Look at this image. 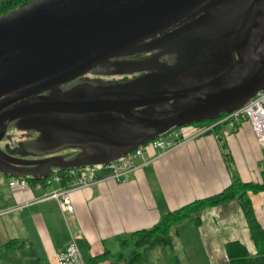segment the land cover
<instances>
[{"label": "water", "instance_id": "95a60500", "mask_svg": "<svg viewBox=\"0 0 264 264\" xmlns=\"http://www.w3.org/2000/svg\"><path fill=\"white\" fill-rule=\"evenodd\" d=\"M142 44V57L128 59ZM199 47L213 75L152 89L170 79L182 52ZM164 55L174 56L170 65ZM102 68L132 78L77 83ZM260 91L264 0H34L0 16V143L15 124L38 132L27 150L80 151L70 161H30L0 149V174L33 178L52 167L108 164L172 130L215 122ZM97 151L106 160L82 164Z\"/></svg>", "mask_w": 264, "mask_h": 264}, {"label": "crops", "instance_id": "0c3cea01", "mask_svg": "<svg viewBox=\"0 0 264 264\" xmlns=\"http://www.w3.org/2000/svg\"><path fill=\"white\" fill-rule=\"evenodd\" d=\"M195 129L187 127L181 132L191 135ZM227 153L232 159L231 168L225 157ZM263 158L264 151L247 123L241 124L236 132L222 126L169 152L147 148L136 160V170L119 181L102 180L109 172L101 171L90 186L72 191V214L63 213L51 200L0 217V247L14 240L25 248L22 264L34 256L38 264H59L58 255L67 248L71 237H75L86 263L105 251L112 254L111 247H119L120 238L150 230L167 214L220 193L231 184L233 174L245 183H261ZM9 179L6 178V187L0 189V210L32 202L45 192L60 188L52 183L43 190L11 189ZM248 195L254 216L264 229V192ZM190 219L192 224L188 222ZM180 225H191L194 230L193 238L185 240L183 245L195 244V252L190 253L194 260L229 264L225 245L235 241L250 254L256 253L238 200L205 208L176 226ZM175 234L179 237L176 230ZM184 248L180 246L182 252Z\"/></svg>", "mask_w": 264, "mask_h": 264}, {"label": "trees", "instance_id": "16d2710c", "mask_svg": "<svg viewBox=\"0 0 264 264\" xmlns=\"http://www.w3.org/2000/svg\"><path fill=\"white\" fill-rule=\"evenodd\" d=\"M34 0H0V16L6 15L17 7H21L31 3ZM144 44L138 46L135 49L130 50V56L128 59L137 60L142 55H139L137 52ZM202 48H197L190 53L183 52L179 56L178 65L176 69L166 71V75L170 74V79H156L154 81V88H168L175 86L181 82H187L194 84L198 82L204 74L205 76H211L215 73L216 66H213L212 59H207L204 55L205 50ZM144 73L134 74L133 76L143 75ZM132 77L122 76L120 80H129ZM214 122H210L208 125L203 124L197 127L213 126ZM222 126L212 127L209 133L218 130ZM92 155L98 156L97 159H84L82 164H89L95 160H106L105 156L101 152H93ZM227 164L231 168L232 159L229 153L225 155ZM261 168V183H245L239 180L237 175L233 174L231 184L225 188L220 193L205 198L197 200L190 204H187L180 208L179 210L173 211L166 216L162 217L159 223L150 230L136 232L131 234L127 238L123 239L121 243L122 248H128V255L125 257L124 254H111L108 251H105L102 255L90 258L85 264H99L104 261H109L112 258L115 262H123L125 264H148V257L156 248H171V232L173 227L178 223L185 220L188 217L198 214L205 208L215 207L228 203L232 200H238L240 202L241 208L247 220L248 229L251 235L252 242L255 246L256 253L250 254L246 247L240 242H229L225 245V252L229 264H264V229L258 224L249 199V193L257 194L264 192V158L260 164ZM79 169V168H78ZM73 170V168H58L55 170L47 171L43 175L35 177L26 176L24 179L29 181L31 185H34L39 182H43L45 179H49L53 175H64L67 171ZM7 177V176H6ZM13 178V177H7ZM198 221V220H197ZM146 249V253L145 250ZM25 248L22 244L17 243L12 240L2 247H0V264H22V253H24ZM32 251H28L30 254ZM35 255V252H34ZM33 257V256H31ZM30 260V261H29ZM27 261V264H38V259L36 256L30 258Z\"/></svg>", "mask_w": 264, "mask_h": 264}, {"label": "built area", "instance_id": "2783aa9c", "mask_svg": "<svg viewBox=\"0 0 264 264\" xmlns=\"http://www.w3.org/2000/svg\"><path fill=\"white\" fill-rule=\"evenodd\" d=\"M243 123L250 125L258 145L264 151V91L258 92L242 108L229 114L221 115V117L216 120L211 127L200 128L194 125L196 129L191 135H184L181 131H178L187 127L172 130L166 135L135 149L131 153L114 162L104 165H96L93 167L69 170L64 175H53L49 179H45L43 182L36 183L33 186L24 178H10L8 187L11 189L27 190L30 187H34L36 190H43L49 187L52 183L58 184L60 188L45 192L40 198L32 202L26 201L23 204L1 209L0 217L12 214L23 208L29 207L34 203L51 200L58 204L63 213L72 214L74 208L70 198L71 192L90 186L94 183L93 179L99 172H109V175L104 176L102 180L119 181L125 174L136 170L137 165L135 162L142 157L145 149L147 148L153 150L158 149L162 151V153L169 152L184 143L208 134L212 127L225 126L231 132H236L239 126ZM58 263L85 264L76 245L75 237H71L67 248L58 255Z\"/></svg>", "mask_w": 264, "mask_h": 264}, {"label": "rangeland", "instance_id": "374dc122", "mask_svg": "<svg viewBox=\"0 0 264 264\" xmlns=\"http://www.w3.org/2000/svg\"><path fill=\"white\" fill-rule=\"evenodd\" d=\"M174 56L173 55H164L161 57V61L165 62L167 64H171L173 62ZM130 75L129 72H123L122 70L118 71H112L111 68H102L97 69L83 78L76 80L79 84H89L93 87H99V86H108L112 83H114L117 80H120L119 78L122 76ZM210 122H204L201 124H194L195 126H201L203 124L208 125ZM194 125L186 126V127H195ZM181 129V128H178ZM181 131V130H178ZM38 132L36 131H26L20 127H18L15 124H11L7 131L6 135L3 139V141L0 143V146H4V149H10V151L17 150L13 153V156L17 159L22 160H30V161H42L54 157H60L62 156L65 161L73 160L78 152L77 148L73 147H61L60 149H54V150H46L43 151V153H38L36 150L31 151L27 150L25 146L29 147V144H31L32 141H35L38 138ZM52 170H55L54 167H52ZM6 178L2 174H0V189H3L6 187ZM189 224H192L191 219ZM175 230L178 232L179 237H176ZM175 234V235H174ZM194 236V230L191 225H186L184 227L176 226L174 229H172L171 233V241H172V247L171 248H156L152 254L148 257V264H205V261L197 258L194 260L190 253L195 250V244L193 242H190L188 245H184V241L193 238ZM127 238V237H125ZM124 237L120 238V242L123 243ZM190 240V239H189ZM193 240V239H192ZM180 241V242H179ZM181 244V245H180ZM180 246L185 247L184 252L181 251ZM123 246L111 247V250L113 249L112 254H124L125 257L128 255V248H122ZM190 248L192 249L190 251ZM145 253H146V249ZM195 252V251H193ZM196 257V256H195ZM109 263L113 264L114 259L112 258L109 260ZM115 264H125L123 262H115Z\"/></svg>", "mask_w": 264, "mask_h": 264}, {"label": "flooded vegetation", "instance_id": "af4514ba", "mask_svg": "<svg viewBox=\"0 0 264 264\" xmlns=\"http://www.w3.org/2000/svg\"><path fill=\"white\" fill-rule=\"evenodd\" d=\"M25 6V5H24ZM21 7H23V6H21ZM18 8H20V7H17L16 9H18ZM14 11V10H13ZM3 16V15H2ZM123 60V59H122ZM226 61H227V59H226ZM47 95V94H46ZM0 149L2 150V151H4V152H6L7 154H12V153H10V149H4V146H0Z\"/></svg>", "mask_w": 264, "mask_h": 264}]
</instances>
